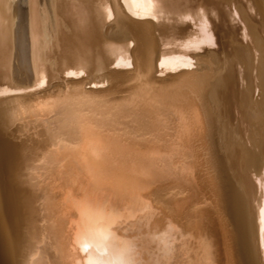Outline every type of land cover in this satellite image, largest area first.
<instances>
[{
	"label": "bare ground",
	"instance_id": "bare-ground-1",
	"mask_svg": "<svg viewBox=\"0 0 264 264\" xmlns=\"http://www.w3.org/2000/svg\"><path fill=\"white\" fill-rule=\"evenodd\" d=\"M212 8L221 26L229 16L236 19L253 44L236 47L250 61L240 102L257 138L245 150L244 167L231 156L236 128L219 117L216 98L219 89L230 90L234 75L223 76L219 65L216 74L192 69V49L210 41L205 20ZM158 12L174 14L170 24L192 15L198 20L195 14L202 23L195 32L171 26V37L163 30L170 38L164 34L158 44L152 36ZM110 20L113 32H105ZM263 32L264 0H0V72L20 78L0 84V264H55L51 173L81 169L104 181L111 170L126 191L146 172H166L165 153L176 154L181 179L150 191L163 217L146 224L172 234L180 226L186 233L177 235L175 247L181 264H264V181L256 194L247 178L251 171L264 174ZM160 40L175 45L160 48ZM53 78L62 83L46 88ZM255 90L260 97L253 100ZM8 125L19 141L9 137ZM79 152L87 156L84 163ZM127 169L139 173H117ZM93 182L79 186L86 206L102 200ZM78 195L69 190L65 203ZM167 262L156 253L153 264Z\"/></svg>",
	"mask_w": 264,
	"mask_h": 264
},
{
	"label": "rangeland",
	"instance_id": "rangeland-1",
	"mask_svg": "<svg viewBox=\"0 0 264 264\" xmlns=\"http://www.w3.org/2000/svg\"><path fill=\"white\" fill-rule=\"evenodd\" d=\"M14 1H17V0H14ZM212 10H215V12ZM208 12L209 13H208L205 21L207 23H209V22L210 23L207 24L205 22V24L208 26L209 33L211 32L210 36L213 39L210 37V41L208 40V42L201 44L203 46H201L200 48L192 49L191 53L193 55V58L195 57L193 59L194 65L192 66V69H196L198 71L199 70H201V71H207L208 70V71H212V74H216L217 71L219 72L221 70V68L218 69L217 65H219V67L224 68L223 69L224 72L222 73L223 76L226 75V73L230 70H231L232 74L234 75V77H233L234 82L232 84L233 86L230 87V90L228 92H222L219 89L220 92L219 91L216 92V98L218 101H220V102L217 101L219 104V111H220L219 117L223 120L224 123H226V125H228V127L230 126L229 128L231 130L236 128L235 132H234L236 138L234 137V140L235 141L237 140V141H236V144H234V146H233L231 156L233 155L232 157L236 158V161H238V164H242L244 167L243 160H244V156L246 153L245 150L248 148H253V144L255 142L254 139L256 138V136L253 134V124L251 122H249L250 121L249 119L247 120V118H248V115L246 114L247 108L245 106H243L240 102V100H241L240 95L242 93V90L246 89V86L248 85V82L250 81V78H251L250 77L251 73H250V69H249L250 61L247 58L245 59V58L240 57V54L237 51L236 47L238 46V44L243 45V46L252 47L253 44L252 43L250 44L249 43V37H247V36L245 37L242 33L243 31L242 30L240 31L237 28L238 22L236 19H235L236 21L234 19L232 20L229 16L228 22L226 23V25L221 26L220 21H219V17L217 15L216 8H212ZM122 13L123 14L126 13V15L129 16L127 14V12H125V10ZM168 15L170 18H171V16H175L174 14H172V15L170 13L167 14V12H158V15H156L155 17L151 16V18L154 17V18H152V20L155 24V27H153L155 29L152 28L154 31L152 30L153 32L152 31L151 32H152V36L156 38V41L158 42V44H159V39L163 38V40H164V38L167 36V38H165V40H167L168 38L171 37L169 32L172 31V29H174V27H176L175 29H177V31L179 30V31H188L189 32V30H190V31L195 32L196 29H198L200 24L202 23V22H199L200 20L197 17V14H195L194 18L196 17L198 19L195 21L192 18L193 15H192V17L188 16V18L187 17L182 18V20L180 19L179 21H178V18L176 16L175 21H178V22L176 23V25H174L175 22H173V24H170V22L172 23L174 18H171L170 22H168L169 21ZM189 17H191V18H189ZM156 18H158V20ZM214 18H216V19H214ZM187 19L189 21H187ZM190 19H192V20H190ZM192 21H194V22H192ZM196 21L199 22V24L196 23ZM111 22H112L111 20H110V23L106 22L107 25L104 26L105 32H107L108 30H109V32H113L112 30H113L114 26L111 24ZM191 25H193V27ZM169 29H171V30L169 31ZM226 29H228V30H226ZM163 30H165L170 37L168 35H166L165 34L166 32ZM222 31L224 33H222ZM154 32H155V34H153ZM163 32H165V33H163ZM234 32H236V33H234ZM159 34L160 35L162 34L161 38L159 37L160 36ZM263 34H264V32H263ZM180 39H182V38H178L177 40H180ZM163 40H160V48H162V46L164 48V44H165V48L166 47L167 48L173 47L175 45L173 43L174 45L171 46L172 45V43H171L169 46H167V43L162 42ZM208 53H209V56H208ZM212 57L216 60H213ZM196 59H198V60H196ZM213 61L214 62L217 61L216 66H214L215 64L213 63ZM201 63H203V64H201ZM204 64H207V66H204ZM212 64H213V66H212ZM225 64L227 65V67ZM200 66H202V67H200ZM211 66H212V68H211ZM214 67H216V68H214ZM109 68H111V67H109ZM240 68L242 71L243 78H241V76H240ZM213 69H214V71H213ZM215 70H216V72H215ZM107 71L109 72L110 70L104 69L102 72L104 74H106L105 72H107ZM213 72H215V73H213ZM1 74H3L4 77L6 76L3 72ZM1 74H0V84H2L4 82H5V84H8L7 81H9L11 78H13V80L11 79L12 80L11 82H14V80L19 78V77H17V78L11 77L12 76L11 75L10 76L11 78L7 77V78H9V80H8L6 77L4 78ZM155 74L157 75L158 72H155ZM91 75H92V73H91ZM93 75H94V73H93ZM57 82L62 83L61 78H56V79L53 78L52 82L49 83V85H47L46 88L51 87L52 84L54 85ZM87 85L89 86L88 83H87ZM106 85H107V83H106ZM231 89H232V91H231ZM238 95H239V98H238ZM9 97L10 96L5 97L4 99H7ZM259 97L260 96H259L257 90H255V92L252 94V99L256 100V99H259ZM233 99H234V101H233ZM0 100H2V99L0 98ZM46 102L47 101L44 100V101L38 102L36 105L38 107H41V106H44L46 104ZM237 103H238V106H237ZM213 108L215 109V106H213ZM239 110H240V112H239ZM243 110H244V112H243ZM237 113H238V115H237ZM244 118H246V119H244ZM243 121H245V122H243ZM247 121L249 124H247ZM247 126H248V129H247ZM6 130L8 132L9 137L11 139H15V134L13 133L12 126L8 125ZM238 131H240V132H238ZM238 133H239V135H241V137L238 135ZM244 137H246V138H244ZM239 138H240V140L238 141ZM257 149H258V147H257ZM148 151H154V150L149 149ZM165 156L167 158V163L169 166V168L167 169L166 172H164L161 175H155V174L153 175V174H149L146 172V173H144V175L141 178H139L136 187H133L132 189L129 188L126 191L125 190L123 191L116 184V181L113 178L114 173L111 172V170H106L104 181L102 178H99L97 176L98 175L97 172H91V171L85 172V170H81V169H75L72 171H67L64 168H59V169H57V171L51 173V175L49 177V184L52 187L54 193L57 195V200H56L57 215L58 216H61V215L67 216L69 228L72 227V229H73L72 232L74 234V237L77 238V241H78V243H80L81 248L85 251V253H84V264H88V260L90 257L93 259L110 260L113 262V264H119L120 260H123L124 264H153L154 260H155V255L158 252L163 253L165 260L168 261L167 262L168 264H181L182 263L183 253L176 251L175 247H176L177 242H178L177 241L178 240L177 235L178 234H186V233L182 232L179 225H177L176 228H173V234L169 230H163L161 232H159V231L155 232V233L159 232L158 234H144V233L137 234L135 232L127 231V225H125L126 228H124V229L118 230V229L114 228V225H116L117 223H119V225H120V224H122V221H124V220L126 221L127 219H129L128 218L129 213L127 211V209H128L127 207L130 206L132 201L141 200V202H146L148 204L155 206L153 201L150 198V195H149L150 191L158 185L168 184L172 181L181 179L180 178L181 177L180 176L181 175V172H180L181 169L178 168V164H176V157H177L176 154L175 153H165ZM78 157L81 158L83 163L86 161V158H87V156H85L83 154V152H79ZM175 170L177 171V173ZM117 173L123 174L124 176L127 174L126 177H131V176L136 175L139 172H136L135 169H127L125 171L124 170H121V171L117 170ZM90 174H92V178H90L91 177ZM263 176H264L263 173L259 174L256 171L248 172L247 178L252 180V186H255L252 188V191H254L256 194L258 193V191H257L258 186L256 187V184H258L259 180L264 181V179L262 178ZM88 179L89 180L93 179V181H94L93 184H96L97 187L99 188V194H100V198L102 197V200H105V201L108 200V201H113V202L118 201V203H116V204L120 205L122 212H120L119 214L113 213L112 207H107V208L105 207V210L103 211V213L107 212V214L109 215L108 219H106L104 217H102V218L97 217V218H95L96 220H94L93 222L84 220L83 212H84V210H85L84 208L86 206V199L83 196L79 197V196H81V193H80L81 189L79 186H81L85 182H87ZM254 179L256 180V182L253 181ZM255 188H256L257 192L255 191ZM69 190H72L73 192H75V194L76 193L79 194L78 195L79 198L76 202L66 204L65 203V196ZM96 213H97V211H96ZM91 214L93 215L95 213H91ZM131 228H134V226L132 225ZM96 229H102V230L106 231V233L108 234L107 246L104 248H101L100 250H97L96 247L91 246L93 244V242L95 241V230ZM84 244H89V247L84 248L83 247Z\"/></svg>",
	"mask_w": 264,
	"mask_h": 264
},
{
	"label": "water",
	"instance_id": "water-1",
	"mask_svg": "<svg viewBox=\"0 0 264 264\" xmlns=\"http://www.w3.org/2000/svg\"><path fill=\"white\" fill-rule=\"evenodd\" d=\"M13 140L19 141V138L15 135V139ZM14 172L16 179L21 183L18 169L16 168ZM87 203V211L84 210L83 212V217L86 221L93 222L97 217H104L108 219L109 215L107 214V212L103 213L105 207H112L113 213L119 214L120 212H122L120 205L116 204L118 203V201L113 202L99 199L92 201L89 200ZM52 208L53 210H57V207H55L54 203H51V209ZM127 208L129 219H127L126 221H122V224L120 225L119 223L114 225L115 229L119 230L121 227L123 228V226L127 225V230L129 232H135L137 234H141V227L148 230V232L145 231L144 234H158L159 232H161L159 231L158 233H155V231H153V224L150 226L146 224L149 218L152 219L153 222L154 220L163 217V213L155 206L138 200L132 201L130 206H128ZM91 213L95 214L92 215ZM48 224L50 225L52 231V238L55 239V242L58 245L57 253L54 256L55 264H84L85 251L81 248L80 243H78L77 241V238L74 237L72 227L69 228L67 216L61 215L58 217H54L48 222ZM166 224H168V222ZM132 225L134 226V228H131Z\"/></svg>",
	"mask_w": 264,
	"mask_h": 264
},
{
	"label": "snow or ice",
	"instance_id": "snow-or-ice-1",
	"mask_svg": "<svg viewBox=\"0 0 264 264\" xmlns=\"http://www.w3.org/2000/svg\"><path fill=\"white\" fill-rule=\"evenodd\" d=\"M107 243H108V234L106 233V231L102 229H96L95 230V241L93 242L91 246H94L97 248V250H100L101 248L106 247ZM83 247L87 248L89 247V244H84ZM88 264H113V262L110 260L93 259L90 257L88 260ZM119 264H124V261L120 260Z\"/></svg>",
	"mask_w": 264,
	"mask_h": 264
}]
</instances>
